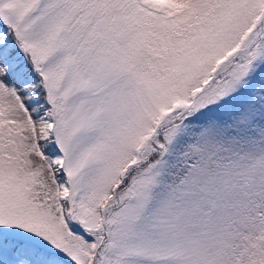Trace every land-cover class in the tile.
Wrapping results in <instances>:
<instances>
[{
    "label": "snow or ice",
    "instance_id": "6c2138e0",
    "mask_svg": "<svg viewBox=\"0 0 264 264\" xmlns=\"http://www.w3.org/2000/svg\"><path fill=\"white\" fill-rule=\"evenodd\" d=\"M0 264H264V0H0Z\"/></svg>",
    "mask_w": 264,
    "mask_h": 264
}]
</instances>
